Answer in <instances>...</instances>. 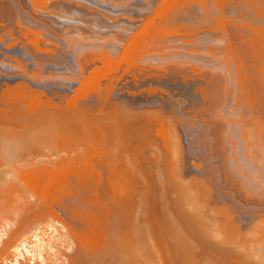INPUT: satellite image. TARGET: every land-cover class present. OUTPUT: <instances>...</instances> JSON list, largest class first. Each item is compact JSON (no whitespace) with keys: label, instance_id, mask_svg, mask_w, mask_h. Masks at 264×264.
<instances>
[{"label":"bare ground","instance_id":"1","mask_svg":"<svg viewBox=\"0 0 264 264\" xmlns=\"http://www.w3.org/2000/svg\"><path fill=\"white\" fill-rule=\"evenodd\" d=\"M31 1L34 4L31 8L35 12L33 14V10H29L32 16L27 13V20L35 19V24L44 28L50 25L48 32L54 31L50 30L53 25L58 31L50 34H56L61 44H64L62 47L57 44V47V38L53 40L57 47L53 45V52L57 53L56 50L61 49L58 58L54 54L53 58H49L52 45L48 43L51 45L49 48L46 44L50 49L48 53L45 51L46 56L51 63L55 58L58 59L57 63H60V58L66 60L63 62L60 59L59 65L47 62L50 63L45 64L48 71L54 67L67 69V74L75 71V58L78 65L75 72L79 74L72 72L70 75L75 73L79 76V83L73 91L74 95L66 92L63 97V90V93L58 94L62 97H59L46 88L53 87L56 92L61 87L64 89L63 85L55 82L65 78V70V75L61 72L64 78L55 79L54 82L48 78L49 73L48 77L42 73L43 79L39 74L42 80L36 71L28 72L24 68L16 74L11 73L6 81H0V87L7 84L6 88L1 89V99L11 105L18 101L14 104L15 108L16 104H31L29 110L23 111L24 105L23 109L15 111V122L22 124L25 133L34 129L31 127V130H26L28 123L41 118L39 114L42 116L40 111H36L37 108L34 113H39L38 118L32 115L34 102L39 107L50 105L51 108L47 106L49 111L63 107L62 114L60 110L54 111L57 114H73V118L75 116L84 121L97 120L99 129L93 127L97 122L91 123V131L97 129L102 134V142L112 144L111 148L116 146L112 143L116 137V144H119L115 147L117 152L121 144L120 148L127 151L128 160L134 166L142 162L152 172L153 165H156V173H153L158 176L154 179H158L159 183L157 181L154 184L155 180L151 177L155 175L148 169V174H145L148 178H143L140 174L142 170L140 173L135 171L139 167L133 168L135 173L130 171L133 175L128 172L131 175L129 177L125 175L126 172L124 174L134 182L130 183L125 178L129 183H125V180L124 183L120 181V184L113 182L115 174L111 169H108V173L111 171L112 174L109 173V177L114 178L108 177L107 183V173L100 181L88 174L87 180L84 174L86 170L81 171L87 168L73 166L75 172H83V181L90 180L91 185L93 180L99 181H94L93 184L98 185L93 187L87 181L77 182V178L75 183L79 186L84 183L79 187L70 183L75 173H72V179H65L68 180L66 182L63 180L66 177H55L56 173L61 175L65 168L70 170L72 166L68 162L71 156L66 157L67 162L66 158L63 160L64 153L61 157L54 155L57 158H51L52 155L48 154V162L45 161L47 165L42 160L44 158H38L39 162L34 161L38 166L33 167V163L31 168L33 182H27L28 179L24 180L22 175L17 178L26 181L28 186L25 187L28 189L24 187L22 191V187L17 185L21 187L20 193H14L9 189L12 187L11 179L6 178L10 184L7 186L9 193H14L10 195L6 186L1 187L5 177L0 179V188H3L0 189V264H264V0H145L139 2L142 5L138 3L137 6L136 3L130 8L126 4L132 6L133 0H128L131 4H121L123 8H119L121 1L117 8L115 0L111 4L108 0H102L112 5L110 9H104L114 15L110 11L105 14V10L99 9L103 6L98 7L96 3L101 0ZM94 5L97 7L94 8ZM125 5L128 9H125ZM97 8L103 13L95 10ZM150 10L154 12L150 13ZM29 33L35 35L29 39L31 41L24 37L28 41L20 46L25 52L21 51L23 56L19 54L18 57L30 58L32 61L29 66L35 70L33 67L42 46L39 41L43 39L35 31ZM14 40H10L9 44L19 45ZM49 40L52 42V39ZM43 41L47 42L46 39ZM34 49L37 54L39 52V56ZM43 55L45 53L41 55L42 59ZM12 60L21 63L17 57ZM38 60L41 61L40 58ZM36 64L40 63L37 61ZM58 69L52 71L58 72ZM58 74L60 77V72ZM50 75L52 77L53 74ZM37 87H45L44 90L50 91L51 96H48L50 92L47 95L45 91L34 90ZM81 103L86 104V107H81ZM8 107L12 114V107ZM49 111L47 117L53 113ZM47 117L38 123L45 124L46 119L50 123ZM17 134L21 135L19 131ZM105 145L103 149H107V152L102 151L108 154L111 150ZM4 152L2 150L0 154ZM9 152L0 155V160L16 159L14 152H11L13 156ZM49 157L51 162L54 161L53 164ZM58 157L62 162L58 160L56 164ZM59 162L69 166L64 167ZM162 162L168 164V170ZM5 163L7 167L8 163ZM9 165L11 167L12 164ZM55 165H58L57 169L62 166L60 172ZM158 165L160 171L166 170L168 175L172 172L169 178L166 174L169 182L164 180L166 171L160 172L161 175L156 171ZM40 166L43 169L44 166L55 167V170L50 169L55 178L48 179L50 170L45 168L49 177H45L44 173V178L40 179L41 174H37L42 171ZM5 167L3 172L0 165L1 173H6ZM10 169H7L9 175ZM91 171L93 175H99L101 170ZM63 173L68 175L69 171ZM85 173H89L88 170ZM137 174L140 177L136 178ZM139 178L141 184L137 180ZM72 186L76 188L75 191ZM54 200L59 207L53 203ZM63 201L67 203L61 206ZM55 206L59 212H55ZM44 210L51 215L44 216ZM60 212L66 216L62 217ZM75 221L80 223L79 231L75 229Z\"/></svg>","mask_w":264,"mask_h":264},{"label":"rangeland","instance_id":"2","mask_svg":"<svg viewBox=\"0 0 264 264\" xmlns=\"http://www.w3.org/2000/svg\"><path fill=\"white\" fill-rule=\"evenodd\" d=\"M19 1H20V3H19ZM72 1V0H71ZM73 1H77V0H73ZM78 1H81V0H78ZM87 1H90V0H87ZM92 1V0H91ZM90 1V2H91ZM103 1H106V0H103ZM110 1V2H109ZM116 2H115V4L117 3V8L119 7V5H118V2L119 1H121V3H120V7L119 8H123V6H121V4L122 5H124L126 2H128L129 4H131L130 3V1H128V0H115ZM122 1L124 2V3H122ZM145 0H133V1H131L132 2V6L131 5H128V4H126L127 5V7L128 8H130V7H133L134 5H136V3H137V6L140 4V5H142V3L144 2ZM155 1V0H154ZM157 1V0H156ZM155 1V2H156ZM160 0H158L157 2H159ZM202 1H205V0H202ZM208 2L209 1H211V0H207ZM82 2V1H81ZM107 2H109L110 4H111V2H113L114 3V0L112 1V0H108ZM139 2H142V3H139ZM152 2H153V0H152ZM29 3H30V5H29ZM99 5H98V4ZM96 3V5L99 7V6H103L102 8L101 7H99V9H102V11L103 10H105V9H107V8H111L112 7V5L110 6V4L109 3H106V2H102V0L101 1H98ZM101 3L103 4H105L106 3V5H101ZM139 3V4H138ZM22 4V5H21ZM27 4V5H26ZM107 4H108V6H107ZM114 4V5H115ZM134 4V5H133ZM96 5H94V8H96L97 6ZM126 5L124 6V7H126ZM0 6H1V8H0V23H1V25H3V26H1L0 25V33H1V36L0 37H3V36H5L6 38H8V37H10V39H9V41L11 40L12 41V39L14 40V41H16V43L18 42V44H23V45H25L26 44V42L29 40V39H33V36L35 35L34 33H32L33 35H31L30 33H29V31H31L32 30V32H37V33H39L40 34V36H41V38L40 39H46L47 40V42L45 43L43 40H40L39 42H40V45H42V46H40L41 48L39 49V50H41V51H39L40 52V56H39V52H38V54H37V52H35V49L33 50L34 52H35V54H37L38 56V58H40V60L42 59V57H41V55L42 54H44L45 53V56L43 55V59H44V61H46V62H44L43 61V59L41 60V61H39L38 60V58H37V60H36V63H37V61L40 63L39 65H37L36 63L34 64V67L33 68H35V70L34 69H32V70H29L28 72H32V73H35V71L38 73H36L37 75H38V77L40 78V76L42 77V79L44 78V77H48L47 76V74L49 75V77L48 78H51L52 79V81L54 82L55 81V79H56V81H57V79H60V78H64V76H62V75H67L68 76V78L69 77H71V75H75V71L74 70H72V72H75L74 74H71L70 75V73H72V72H68V74H67V69H63V70H60V69H58V68H55L54 66V68H50L49 70L51 71H48V69H47V67H46V65H48V64H50L51 63V60L49 61V59H48V56H50L49 58H53V55L52 54H54V56L55 57H57L58 58V56H60V54H59V50H61L60 48H59V50L57 49L56 51H57V53H55V52H53V51H55V49H53L54 48V46H55V44H56V46H57V44H60L59 45V47H62L64 44H61L62 42H61V40H59V38L57 37V35L56 34H54V33H52V34H54V35H51L50 34V32H54L55 31V33H57L56 31H58V30H56L55 28H53V25L50 27V30H54V31H50V32H48L49 30V26L50 25H48V27L46 28H44V26L43 27H41L40 26V24H39V26H37L35 23V19H33V20H30L29 19V21L27 20L28 18H27V15L29 14L30 15V13H29V10L31 11V10H33V11H31V12H33V14H34V12H35V10H34V8H31V7H33L34 6V4L32 3V1L30 0V1H28V0H0ZM29 6L30 8H27V7ZM96 6V7H95ZM110 6V7H109ZM93 7V6H92ZM107 7V8H106ZM125 8V9H128V8ZM6 8V9H5ZM105 8V9H104ZM116 8V7H115ZM116 8V9H117ZM98 8L97 9H95V10H98V11H100L101 13H103L101 10H99ZM156 9V8H155ZM154 9V10H155ZM5 10V11H4ZM22 10H23V12H22ZM25 10V11H24ZM26 10H28V11H26ZM108 10V9H107ZM110 11V10H109ZM108 11V12H109ZM172 11V10H171ZM175 11V10H174ZM173 11V12H174ZM3 12V13H2ZM106 12V13H105ZM106 10L104 11V13L105 14H107L108 13ZM111 12V11H110ZM147 12H148V10H147ZM154 12V11H153ZM152 12V10H150V13H153ZM170 12V11H169ZM25 13H26V15H25ZM28 13V14H27ZM111 15L113 14L112 12L110 13ZM110 14H108V15H110ZM171 14H173V13H171ZM20 15V16H19ZM28 15V16H29ZM114 15V14H113ZM149 15H151V14H149ZM30 16H32V13H31V15ZM24 18V19H23ZM5 20H6V22H5ZM27 21V22H26ZM20 22V23H19ZM28 22H30V23H33V24H30V23H28ZM4 23V24H3ZM35 24V25H34ZM18 25V26H17ZM21 26V27H20ZM36 26V27H35ZM23 27V28H22ZM11 28V29H10ZM27 28V29H26ZM33 28V29H32ZM42 29L43 30V32H42V30H40V29ZM16 29V30H15ZM30 29V30H29ZM23 30V31H22ZM27 30V31H26ZM48 30V31H47ZM5 31V32H4ZM44 31H46V32H48V34L46 33V32H44ZM11 32V33H10ZM21 32V33H20ZM24 32V33H23ZM6 33H9V34H6ZM13 34H14V36H13ZM22 34V35H21ZM24 34H27V35H24ZM30 36H29V35ZM41 34H43V35H41ZM46 34V35H45ZM9 35V36H8ZM49 35H50V37H49ZM8 36V37H7ZM20 36H21V38H20ZM26 36V38L28 39H25L24 37ZM43 36H44V38H43ZM53 36H56V37H53ZM16 37V38H15ZM23 37V38H22ZM52 39V42H51V40H49V39ZM57 38V40L59 41H57V43H55V42H53V40L54 39H56ZM19 39H22V40H19ZM20 41V42H19ZM25 42V43H22V42ZM29 41H31V40H29ZM43 43H42V42ZM56 41V40H55ZM51 42V43H50ZM51 44V45H49V44ZM53 43H55V44H53ZM49 46V48H50V46H51V49L52 50H50V49H48V47H47V45ZM45 45V46H44ZM30 46V45H29ZM55 46V48H57ZM43 47V48H42ZM44 47H47V50L45 49L44 50ZM32 49V47H29V49ZM33 48H35V47H33ZM44 51H43V50ZM51 51V54H48V56H46L47 54H46V52L45 51H47V53H48V51ZM43 51V52H42ZM53 52V53H52ZM61 53V52H60ZM22 53H20V55L19 56H23V54L21 55ZM57 54H59V55H56ZM47 57V58H46ZM26 58V56H24V59ZM57 58H55L56 59V61H55V59H53L54 61V63L56 62H58V59ZM23 59V58H22ZM48 59V60H47ZM61 59V58H60ZM59 59V61H60V63H55L56 65H59V64H61V60H63V62L64 61H66V60H64V59H61L60 60ZM32 61V60H31ZM15 62V61H14ZM19 61L17 60V63H18ZM20 64L21 65H24V64H22L23 62L20 60ZM44 62V63H43ZM47 62H50V63H47ZM52 62V63H53ZM249 62V61H248ZM16 63V62H15ZM16 63V64H17ZM41 63H43L44 65H42ZM51 63V64H52ZM19 64V63H18ZM19 64V65H20ZM46 64V65H45ZM35 65H36V67H35ZM39 66L40 67H42L41 69L39 68ZM44 66V67H43ZM32 68V67H31ZM38 68L41 70H38ZM26 69L27 68H24V71H26ZM47 71V73L45 72V70ZM54 69V70H53ZM56 69H58L57 71L58 72H60V75H61V72H62V75L60 76V77H58L59 76V74H58V72H53V71H56ZM44 70V71H43ZM53 70V71H52ZM64 70L66 71L65 72V74H64ZM22 71H23V69H22ZM39 72H41V73H39ZM42 73L44 74V75H46V76H42ZM55 73H57V76H54L55 75ZM39 74H41L40 76H39ZM50 74H53L52 75V77H51V75ZM77 75L79 74V73H76ZM37 75H36V78L38 79V77H37ZM66 75H65V78L64 79H67V77H66ZM54 76V77H53ZM76 76V75H75ZM75 76H72V77H75ZM71 77V78H72ZM77 77V76H76ZM79 77V76H78ZM78 77L77 78H74V79H78ZM54 78V79H53ZM62 78V79H63ZM41 78H40V80H42ZM61 80L60 79V81H58V82H55V83H57L58 85H60L59 83L60 82H62V81H66V80ZM68 80V79H67ZM79 80V79H78ZM18 83H21V82H18ZM16 84V83H15ZM23 84H25V83H23ZM62 84H63V82H62ZM8 85H11V84H8ZM12 85H14V84H12ZM25 85H27V84H25ZM1 86V85H0ZM5 86H7V84L5 85L4 84V86L2 85V87H0V94L2 93V91L3 90H1V89H4V88H6ZM28 86V85H27ZM61 86V85H60ZM30 88H32L31 86H29ZM65 87V86H64ZM63 87V88H64ZM66 88V87H65ZM62 89V87H61V89L59 90V92H56L57 90L54 88L53 89V87H51V88H46V90L48 91V89H50V91L52 92V93H56L57 95L59 94V93H63V90H64V94L62 95L63 97H64V95L66 94V92H68L67 94H73L74 95V90H75V88L73 89V90H71V91H65V90H67V88L66 89ZM42 89V90H41ZM45 89V87H37V89L35 88L34 90H36V91H45L44 93H48L49 94V92H46V90H44ZM51 89H53L55 92H53V90H51ZM62 90V91H61ZM50 92V95H48V96H51V93ZM72 92V93H71ZM54 95V94H53ZM52 95V96H53ZM57 95H55V96H57ZM61 95V94H60ZM60 95H58L59 97H62V96H60ZM57 96V97H58ZM66 96V95H65ZM70 95H68L67 97H69ZM54 97V96H53ZM0 122H2L3 123V125L1 124L0 125V127L1 126H3V127H1L2 129H4L3 131L0 129V132L2 131V132H4V134L1 132L0 134V153L2 152V150H3V152H4V149H5V152L7 151V152H9V150H10V154H11V156H13V153H11V152H14V156H16V159L14 158H12L13 159V162L11 161L12 159H10L9 161H7L8 159H3V158H1V160H0V162H7L8 164H7V167H5V165H4V163L2 164V163H0V165H1V171H5V169L3 168V166L6 168V173H1L0 172V179L1 180H3L4 178L3 177H5V180H3V183H2V181L0 180V184L2 183V185H1V187H5V189L7 188V186L9 185L10 186V184H11V188L9 187V189L10 190H12L14 193L15 192H19V188H21V190L23 191V188L25 187V185H27L28 186V184H27V182L29 181L30 182V180L33 182V171L31 172V170L33 169V167H35V165H36V163L34 162V161H36V162H39L40 160H37L38 158H40L41 159V157L42 158H44V159H42V160H44V162L48 159L47 158V156L46 155H48L49 154V156H50V154L52 155V156H50L51 158H53L54 157V155L56 156V154H58V155H60L59 157H61L62 156V154L64 153V157H63V160H65L64 158H66L68 155L69 156H71V157H69V159H71L70 160V162H68V159H67V162L68 163H70L69 165L70 166H72V167H70V170L72 169V171H70L69 170V168H65L64 170L67 172V171H69V174L67 175V173H63V172H65V171H63L62 170V173H60L61 175H59L58 173H56V171L58 170L59 172H60V168L62 169V166L65 164H62V163H60V162H62L60 159H59V157H58V159H57V161H55V163L56 164H58V160H60V164H62V166H59L60 168H58L57 169V167H58V165H55V167H56V171H55V173H56V175L57 176H55V174H54V176L55 177H58L59 178V176H63V177H66V178H64L63 180L66 182V181H68V180H65V179H72V173H73V175H74V173H75V177H73V179L71 180V185H72V183H73V185L74 184H77L78 185V183H75V181H77V178H78V181L77 182H79V181H81V182H86L87 180H88V178H87V175L88 174H90V175H92L93 176V178H98L99 179V181L102 179L101 177H106L107 175V177H106V179H107V183L109 182L108 181V177H109V173L112 171V173H113V175L115 174V178L113 177V176H110L109 178H111V177H113L114 179H113V182H115V181H117V182H115V183H120L121 184V182L120 181H122V183H124V181L127 179V180H129V178H127V177H129V176H131V175H133V174H131L132 172L133 173H135L134 171H133V168L135 167H139L138 169H135V171L136 172H138V173H140L141 172V170H142V172L140 173L141 174V176L143 177V178H148V176L146 177V175L148 174V171H147V169L150 171L151 170V168L150 167H145L144 166V164L142 163V162H139V166H137V164L134 166L133 165V162L131 161V160H128L129 159V157L126 155L127 154V151H125V149H121L120 148V146H121V144H120V146L119 147H117L118 148V152L120 153V154H123V155H120L118 152H117V150H116V146L117 145H119V144H116V137H115V141H113L112 143H114V145H116L114 148L112 147H110V145H112V144H110V143H106L105 142V144L102 142V140H103V138H102V134H100L99 133V131L97 130V129H99V123L97 122V120L94 122V121H90V120H92V119H90V120H85L84 121V119L83 120H81V119H78L77 117H75L74 116V118H73V114L71 115V113H70V115L71 116H69V113H67V112H65V114L67 113L68 115H61L62 114V111H61V109L63 108V107H61V106H59V108H56L55 110L56 111H59L60 110V112H61V114L59 113V114H57V112L55 113L54 111L55 110H52V109H50V111H49V108L47 107V106H49L50 107V105H47V106H37L36 104H34L33 103V112H32V115H34V116H37V118H38V114L41 112L42 113V116H40L41 114H39V117H41V118H39V119H37V120H35V121H33V123H32V121L30 122V123H28V127L26 128V130L28 129V128H30V130H31V127H32V129L33 130H31V131H27L26 133H25V131H24V129H23V126H22V124L19 122H15L16 121V119L14 118L15 116H16V112L19 110H21V109H23V111L25 110L26 111V109L27 110H29L31 107V104L30 103H27V104H24L23 105V103H21V104H16V108H15V103H18V101L17 102H15L16 100H14V102L15 103H12V102H10V103H12V105H14V108L12 107V105L11 104H9L10 105V108H11V111H12V109H13V113L12 114H10L9 113V111H10V109H9V105L6 103V101H5V99H1V95H0ZM5 101V102H4ZM13 101V100H12ZM8 102V101H7ZM57 102V104H59L60 105V102L57 100L56 101ZM59 102V103H58ZM2 103V104H1ZM5 103V104H4ZM20 103V102H19ZM62 104H64L65 106L67 105L65 102H62ZM19 107H18V106ZM21 106V107H20ZM24 106V107H23ZM81 107H83V108H85L86 107V104L84 105V104H82L81 103V105H80ZM88 106V105H87ZM89 106H91V105H89ZM23 107V108H22ZM47 107V108H46ZM3 108V109H2ZM20 108V109H19ZM37 108V109H36ZM51 108V107H50ZM54 108V107H53ZM2 109V110H1ZM17 109V110H16ZM35 109H36V111L38 110V112H35L34 113V111H35ZM46 110V112H45V110ZM47 109H48V111L49 112H53V113H51L52 115L55 113V115H50V117L48 116L47 117V115L49 114L48 113V111H47ZM16 111V112H15ZM46 113V115L43 113ZM36 114V115H35ZM48 118V120L50 119H52V121H50L49 120V122L50 123H47V119H46V122H45V124L43 123L42 124V122L41 123H38V122H40L39 120L41 119L42 120V117L44 116V115ZM59 115H61V117H60V119L58 118V116ZM52 116V117H51ZM64 116V117H63ZM67 116H68V118H67ZM2 117V118H1ZM14 119H13V118ZM45 117V118H46ZM55 117H57V118H55ZM64 119H63V118ZM9 118V119H8ZM12 118V119H11ZM45 118H43V120L45 119ZM35 119V117H33V120ZM54 119V120H53ZM55 119H56V121H55ZM68 119V120H67ZM73 119V120H72ZM88 119V118H87ZM10 120V121H9ZM42 120V121H43ZM61 120H63V121H61ZM61 121V122H60ZM82 121H84V122H82ZM13 122H14V124H13ZM58 122V123H57ZM73 122V123H72ZM96 122H97V124H96ZM51 123L53 124V125H51ZM78 124V125H75V124ZM91 123H94V124H96L95 126L93 125V124H91ZM8 124V125H7ZM12 124V125H11ZM18 124V125H17ZM20 124V125H19ZM33 124V125H32ZM36 124V125H35ZM90 124L91 125H93V127H98L97 129H95L94 131H96V132H94V131H91V130H93V128H91L92 126H90ZM10 125V126H9ZM14 125H16V127L14 126ZM24 125V124H23ZM30 125V126H29ZM61 125V126H60ZM74 125V126H73ZM34 126V127H33ZM48 126V127H47ZM51 126V127H50ZM85 126V127H84ZM20 127V128H19ZM91 129H90V128ZM11 128H13V130H11ZM14 128H16L15 129V131H14ZM17 128H19V130L17 129ZM21 128H22V130L24 131H22L21 130ZM37 128V129H36ZM58 128V129H57ZM72 129V130H71ZM86 129V130H85ZM7 130H9V132L7 131ZM38 130V131H37ZM57 130V131H56ZM14 131V132H13ZM19 131V134H21V135H18L17 134V132ZM34 131V132H33ZM46 131L48 132V133H46ZM49 131H51V132H49ZM56 131V132H55ZM74 131V132H73ZM91 131V132H90ZM97 131H98V133H97ZM14 133V134H12V133ZM16 132V133H15ZM23 132V133H22ZM36 132H37V134H36ZM44 132V133H43ZM90 132V133H89ZM93 132H94V134L95 135H93ZM11 133V134H10ZM25 133V134H24ZM41 133V134H40ZM92 133V134H91ZM6 134V135H5ZM53 134V135H52ZM65 134V135H64ZM91 134V135H90ZM98 134V135H97ZM14 135H16V136H13ZM19 136V137H18ZM48 136V137H47ZM68 136V137H67ZM92 136H93V138H92ZM35 137V138H34ZM90 138L93 140L92 142H91V140H90ZM95 138V139H94ZM100 138H102L101 140H100ZM29 139V140H28ZM81 139V140H80ZM59 140V141H58ZM87 140V141H86ZM25 141H27V142H25ZM46 143H45V142ZM70 141V142H69ZM15 142V143H14ZM18 142H19V144H18ZM34 142V143H33ZM50 142V143H49ZM53 142V143H52ZM67 142V143H66ZM80 142V143H79ZM18 145H17V144ZM41 143V144H40ZM45 143V144H44ZM87 143H89V144H87ZM92 143V144H91ZM99 143V144H98ZM101 143H102V145H101ZM7 144V145H6ZM13 144H16V145H13ZM38 144V145H37ZM40 144V145H39ZM10 145V146H9ZM33 145V146H32ZM85 145V146H84ZM86 145H88V146H90V147H88V146H86ZM96 145V146H95ZM100 145V146H99ZM103 145H105V147H107V146H109V148H110V150L112 151V153H111V151H110V153H108V154H106V152H107V149H103L104 148V146ZM113 145V146H114ZM15 146V147H14ZM29 148H28V147ZM36 146V147H35ZM39 148H38V147ZM44 146V147H43ZM17 147H19V148H17ZM47 147H48V149H47ZM67 147H68V149H67ZM78 147V148H77ZM87 147V148H86ZM99 147V148H98ZM101 147V148H100ZM7 148V149H6ZM28 148V149H27ZM58 148V149H57ZM61 148V149H60ZM66 148V149H65ZM90 148V149H89ZM50 149V150H49ZM80 149V150H79ZM87 149V150H86ZM89 149V150H88ZM55 150V151H54ZM85 150V151H84ZM102 150H106V152L105 151H102ZM120 150L122 151V153L120 152ZM39 151V152H38ZM49 151H50V153H49ZM70 151V152H69ZM79 151V152H78ZM109 151V150H108ZM4 152V153H5ZM60 152H62V153H60ZM82 152V153H81ZM99 152V153H98ZM105 152V153H104ZM114 152H116V154L114 153ZM3 153V154H4ZM16 153V154H15ZM3 154H0V155H3ZM9 154V155H10ZM45 154V155H44ZM87 154H89V155H87ZM115 154V155H114ZM118 154V155H117ZM38 157H37V156ZM57 155V156H58ZM72 155L74 156L73 158H72ZM81 155V156H80ZM101 155V156H100ZM105 155V156H104ZM27 156V157H26ZM43 156H45L46 157V159H45V157H43ZM107 156V157H106ZM121 156V157H120ZM18 157V158H17ZM21 157V158H20ZM49 157V158H50ZM79 157H80V159H79ZM97 157V158H96ZM114 157V158H113ZM116 157V158H115ZM118 157V158H117ZM24 158H25V160H24ZM51 158H50V162H51ZM54 158H57V157H54ZM90 158V159H89ZM100 158V159H99ZM28 159L30 160V161H28ZM62 159V158H61ZM75 159V160H74ZM76 159H78V160H76ZM92 159V160H91ZM103 159V160H102ZM108 159V160H107ZM122 159V160H121ZM124 159V160H123ZM2 160H5V161H2ZM17 160H18V162H17ZM41 160V161H42ZM53 160V159H52ZM54 160H56V159H54ZM104 160H107V161H104ZM115 160V161H114ZM118 160V161H117ZM12 163H11V162ZM16 161V162H15ZM20 161H22V162H24V164L22 163V162H20ZM71 161H74V162H71ZM96 161V162H95ZM121 161H123V163L121 162ZM130 161V162H129ZM140 161H141V159H140ZM164 161V160H163ZM166 161V160H165ZM44 162H40L41 164L42 163H44ZM46 162H48V160L46 161ZM45 162V163H46ZM54 162V161H53ZM53 162H51V164H53ZM66 162V163H67ZM77 162H79L78 164H76ZM106 162V163H105ZM120 162V163H119ZM20 163V164H19ZM27 163V164H26ZM29 163V164H28ZM31 163H32V165H31ZM33 163H34V166H33ZM44 163V164H45ZM54 163V164H55ZM73 163H74V165H73ZM97 163V164H96ZM114 163H118V164H114ZM124 163H126V164H124ZM6 164V163H5ZM9 164H12L13 165V167H12V165H11V167H9L10 165ZM14 164H15V166H14ZM18 164L19 165H22V166H18ZM40 164V165H41ZM48 163H46V165H47ZM51 164H49V166L51 165ZM59 164V165H60ZM93 164V165H92ZM124 164V165H123ZM140 164H141V166H140ZM161 164H163V166L164 167H166V170H168L167 168H168V164L165 162V165H164V163L162 162ZM3 165V166H2ZM9 165V166H8ZM67 165V164H66ZM66 165H64V167L66 166ZM69 165H67V166H69ZM106 165V166H105ZM110 165H112V167L110 166ZM118 165V166H117ZM143 165V166H142ZM24 166V167H23ZM33 166V167H32ZM38 165H36V167H37ZM52 166V165H51ZM54 166V165H53ZM66 166V167H67ZM79 167V166H81V168H82V166L84 167V168H87V169H81V171H85V172H87V170H88V172L89 173H85L84 171V174L86 175V178H87V180H84L83 181V179H84V174H82L83 172H81L79 169H80V167H79V172H81V174L80 173H78V172H75L76 171V168H75V171L73 170V168L74 167ZM90 166H92V167H90ZM113 166H114V168H113ZM117 166V167H116ZM122 166H124V167H122ZM150 166V165H149ZM156 165H153V167H152V172L151 173H153V171H154V173H156L155 172V169H154V167H155ZM162 166V165H161ZM9 167V168H8ZM55 167L54 168H50V167H46V166H44V169L46 168H49V170L50 169H54L55 170ZM95 167H97V168H95ZM109 167H111V168H109ZM142 167V168H141ZM160 166L158 165V168H159ZM11 168V169H10ZM15 168V169H14ZM19 168V169H18ZM32 168V169H31ZM40 168H42V171L40 170V172H37V174H46V176H45V174L44 175H42L43 177H41V175H40V179L42 178H44V176L45 177H49V176H47L48 175V171L47 170H44L43 169V166L41 167L40 166ZM105 168V169H104ZM122 168H124V170L122 169ZM143 168L145 169V170H143ZM156 169V171L158 170L159 171V175H161L160 174V172H162V171H166V170H162V171H160V168L159 169ZM7 169H10L9 171H10V173H11V175H9V173L7 174ZM27 171H26V170ZM29 169V170H28ZM36 169V168H35ZM66 169H68V170H66ZM91 169L92 170H96V169H100L101 171H99L100 172V174L99 173H97V174H99V175H93V171H91ZM107 169V170H106ZM108 169H111V171H109V173H108ZM126 169V170H125ZM130 169V170H129ZM169 169H171L172 170V168H169ZM77 170V171H78ZM106 170V171H105ZM114 170H116L115 172H117V173H115L114 172ZM132 170V172H130ZM138 170V171H137ZM14 171V172H13ZM16 171V172H15ZM38 171V170H37ZM45 171V172H44ZM74 171V172H73ZM90 171L92 172V174L90 173ZM103 171V172H102ZM120 171H122L121 172V174L119 173ZM124 171V172H123ZM144 171H146V173H144ZM173 171V170H172ZM24 172H26V173H24ZM43 172V173H42ZM53 172V171H52ZM71 172V173H70ZM103 173V175L101 176V174ZM125 172H126V174H125ZM128 172L131 174V175H129L128 174ZM169 172V171H168ZM78 173V174H77ZM94 173L96 174V172L94 171ZM104 173H107V175L106 176H104ZM151 173H149V174H151ZM153 173V174H154ZM165 173V172H164ZM170 174L168 175L167 174V171H166V173H165V179L163 178L164 176H163V174H162V180L164 179V180H166V183L167 182H169V181H167V180H169L168 178H169V176H171V171L169 172ZM1 174H2V177H1ZM5 174L7 175V176H5ZM62 174H64V175H62ZM127 175L128 174V176L126 177L125 175ZM140 174H137V175H135V177L136 178H138V177H140ZM143 174L145 175V177L143 176ZM152 174V176H154V177H151L152 179H154L155 177H156V174H154L153 175ZM166 174L168 175V178H166ZM4 175V176H3ZM18 175V176H17ZM23 177H22V176ZM28 177H27V176ZM31 175V176H30ZM49 175H50V177L48 178V179H50V178H55V177H53L52 175H51V170H50V173H49ZM65 175H67V176H69V178H67V176H65ZM110 175H112L111 173H110ZM157 175H158V173H157ZM25 176V177H24ZM71 176V177H70ZM79 176V177H78ZM80 176H82V177H80ZM99 176V177H98ZM123 176V177H122ZM16 177V178H15ZM18 177H22V178H24V180H26V179H28L27 180V182L26 181H22V180H19V179H17ZM27 177V178H26ZM141 177V178H142ZM158 177V176H157ZM156 177V178H157ZM6 178H7V180H10V184H9V182L8 181H6ZM13 178V179H12ZM89 178H91V176L89 177ZM93 178H91V180H93ZM101 178V179H100ZM122 178V179H121ZM126 178V179H125ZM131 178H133V180L135 179L136 180V178H134V177H130V179ZM151 178H149L148 180L149 181H151L152 182V180H151ZM159 178H161V176H159ZM15 179V180H14ZM63 180H61L62 182H63ZM103 180V179H102ZM105 180V179H104ZM126 180V181H127ZM132 180V179H131ZM131 180H129L130 181V183H132V182H134V181H132L131 182ZM137 180H139V182H140V178L139 179H137ZM155 180V182H154V184H157V181H158V179H154ZM160 180V179H159ZM163 180V181H164ZM13 181V182H12ZM73 181V182H72ZM94 181H96V180H93L92 182L94 183ZM99 181H96L97 183L99 182ZM125 181V183H129V181H127L126 182ZM141 181H144V180H141ZM147 181V180H146ZM18 182H19V184H18ZM81 182H79V183H81ZM88 182V181H87ZM89 182H90V180H89ZM88 182V185L90 184ZM101 182H104V181H101ZM112 182V183H113ZM138 182V183H139ZM151 182H149V183H151ZM161 182V181H160ZM13 183V184H12ZM64 183V182H63ZM92 183V185L91 186H95L94 184ZM106 183V182H105ZM106 183V184H107ZM137 182H136V184H138ZM148 182H146V184H147ZM158 183H159V181H158ZM166 183H164V184H166ZM15 184V186H13ZM67 184V183H66ZM68 184H69V182H68ZM85 184H87V183H85ZM134 184V183H133ZM139 184H141V182L139 183ZM143 184H144V182H143ZM152 184H153V182H152ZM151 184V185H152ZM153 184V185H154ZM21 186V187H18V186ZM24 185V186H23ZM82 185H84V183L82 184ZM81 185V186H82ZM98 185V184H97ZM96 185V186H97ZM79 186V185H78ZM81 186H79V187H81ZM86 186V185H85ZM14 187V190L12 189ZM18 187V188H17ZM71 187V186H70ZM73 187V190L75 191L76 190V188L74 187V186H72ZM15 188L17 189V190H15ZM25 188H27V187H25ZM24 188V189H25ZM29 188V187H28ZM27 188V189H28ZM1 190L3 189V188H0ZM7 190H8V188H7ZM7 190H4V191H7ZM12 191H11V194H14V193H12ZM10 191L8 190V194H10L9 193ZM26 192V191H25ZM20 193V192H19ZM19 193H16V194H19ZM10 194V195H11ZM14 196H16V195H14ZM57 200V199H56ZM58 202H59V200H57ZM62 201V200H61ZM1 202V201H0ZM56 201L54 200L53 201V203L54 204H56L55 203ZM57 202V203H58ZM65 202V203H64ZM52 203V202H51ZM61 203V202H60ZM67 202L66 201H63V203H61V206L63 205V204H66ZM54 204H53V206H54ZM73 204V203H72ZM52 205V204H51ZM57 205V204H56ZM58 206V205H57ZM57 206H55V212H57L58 210L56 209L57 208ZM60 206V205H59ZM58 206V207H59ZM43 207H45L44 206V204H43ZM50 207H52V206H50ZM77 207H78V205H77ZM76 207V208H77ZM48 208V207H47ZM46 208V209H47ZM45 209V208H44ZM51 209V208H50ZM52 209L54 210V207H52ZM43 210V209H42ZM48 211H49V209H47ZM46 210V211H47ZM45 211V210H44ZM45 211V213L46 214H44V216L45 215H51V213L49 214V212L47 213ZM59 212V211H58ZM38 214V213H37ZM59 214H62V212H60ZM33 215L34 216H37L36 214H34L33 213ZM47 215V216H48ZM62 217H64V216H66V215H64V214H62L61 215ZM68 217V216H67ZM67 217H66V221H68V219L70 218V217H68V219H67ZM70 220V219H69ZM78 224L79 222H76L75 221V224ZM74 224V225H75ZM75 225V229L76 230H78L79 231V229L80 228H78V227H80V223L78 224V225ZM76 226H77V228H76ZM75 245H77V243H75ZM74 245V248H76V246Z\"/></svg>","mask_w":264,"mask_h":264},{"label":"built area","instance_id":"3","mask_svg":"<svg viewBox=\"0 0 264 264\" xmlns=\"http://www.w3.org/2000/svg\"><path fill=\"white\" fill-rule=\"evenodd\" d=\"M21 43L17 46H11L9 41L5 36L0 37V81H6L7 76H11V73L16 74V72L22 70L23 68H27L31 70V59H22L18 57V54L25 52L21 48ZM17 57L20 59L24 65H16L12 58ZM74 67L75 71L78 69L77 62L74 58ZM68 80L64 81L63 85L67 88L68 91L73 90L78 85V80L74 78H67Z\"/></svg>","mask_w":264,"mask_h":264}]
</instances>
